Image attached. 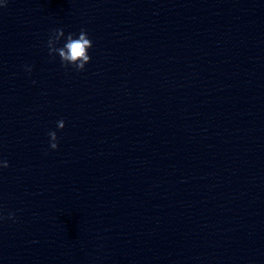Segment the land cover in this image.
I'll return each instance as SVG.
<instances>
[{
    "label": "clouds",
    "instance_id": "1",
    "mask_svg": "<svg viewBox=\"0 0 264 264\" xmlns=\"http://www.w3.org/2000/svg\"><path fill=\"white\" fill-rule=\"evenodd\" d=\"M7 0H5V3L3 5H0V7H6ZM61 37H64V31L63 29H56L54 31V34L52 37L48 40V49H49V55H52L53 53H57L61 59L62 64L67 67L69 64L75 66V69L77 71H82L85 68V65L90 62V56L88 54V50L93 46L92 41L89 39L87 31L84 29H81L78 37L74 38V35L69 33L66 37V43L63 45V47H56L55 45L59 42ZM29 72L31 71V68L27 69ZM65 127L64 121L59 120L57 121V128L63 129ZM50 137V147L51 149L55 150L58 148V137L55 131L48 133ZM2 166L4 168H7L9 165L7 161H4L2 163ZM9 219H14V214H9ZM0 219H3V217H0Z\"/></svg>",
    "mask_w": 264,
    "mask_h": 264
}]
</instances>
